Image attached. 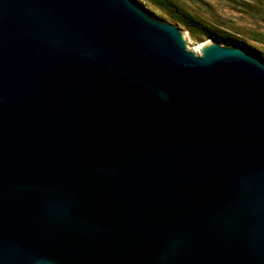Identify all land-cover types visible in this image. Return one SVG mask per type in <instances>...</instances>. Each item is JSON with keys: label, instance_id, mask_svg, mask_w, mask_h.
I'll return each instance as SVG.
<instances>
[{"label": "water", "instance_id": "obj_1", "mask_svg": "<svg viewBox=\"0 0 264 264\" xmlns=\"http://www.w3.org/2000/svg\"><path fill=\"white\" fill-rule=\"evenodd\" d=\"M0 264H264V62L139 0H0Z\"/></svg>", "mask_w": 264, "mask_h": 264}, {"label": "rangeland", "instance_id": "obj_2", "mask_svg": "<svg viewBox=\"0 0 264 264\" xmlns=\"http://www.w3.org/2000/svg\"><path fill=\"white\" fill-rule=\"evenodd\" d=\"M162 21L174 24L182 36L200 49L213 42L211 38L194 31L169 17V14L150 0H139ZM205 25L231 34L237 47L264 62V0H171ZM242 44H245L244 47Z\"/></svg>", "mask_w": 264, "mask_h": 264}, {"label": "trees", "instance_id": "obj_3", "mask_svg": "<svg viewBox=\"0 0 264 264\" xmlns=\"http://www.w3.org/2000/svg\"><path fill=\"white\" fill-rule=\"evenodd\" d=\"M151 3L159 6L161 9L169 14V17L177 23L185 26L189 31L204 35L205 37L211 38L214 42L223 45H235L237 40L229 33L220 31L212 26L202 24L197 17L188 14L182 8L173 5L171 0H150ZM246 47L245 44H242Z\"/></svg>", "mask_w": 264, "mask_h": 264}]
</instances>
